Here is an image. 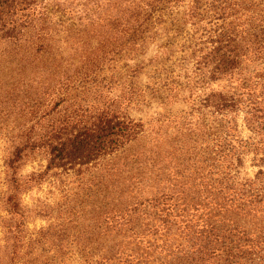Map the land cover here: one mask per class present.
Segmentation results:
<instances>
[{
	"label": "trees",
	"instance_id": "1",
	"mask_svg": "<svg viewBox=\"0 0 264 264\" xmlns=\"http://www.w3.org/2000/svg\"><path fill=\"white\" fill-rule=\"evenodd\" d=\"M68 2L0 0V68L18 85L4 94L10 108L0 102L13 263L32 264L37 242L25 192L51 172L103 161L120 170L115 160H125L130 202L106 222L137 250L116 245L96 257L84 247L86 264H264V0ZM184 90L187 150L179 140L161 153L157 133L127 111ZM147 138L156 146L131 152ZM249 153L260 170L241 178ZM37 154L45 169L23 175Z\"/></svg>",
	"mask_w": 264,
	"mask_h": 264
},
{
	"label": "rangeland",
	"instance_id": "2",
	"mask_svg": "<svg viewBox=\"0 0 264 264\" xmlns=\"http://www.w3.org/2000/svg\"><path fill=\"white\" fill-rule=\"evenodd\" d=\"M91 1L93 0H89L88 3ZM81 2L84 3L85 0H69L66 9L69 7L68 9L71 10L78 5L81 6ZM89 5L92 6V2ZM63 7L65 8V5ZM69 10L65 13L67 14ZM78 10L80 7L74 13ZM70 49L68 48V52L71 53ZM154 54L155 51L149 52L147 58L153 57ZM178 54L175 57L179 58ZM185 69L181 71L178 67L176 69L177 73L181 72V82H185L183 77ZM15 76L17 74L0 68V102L4 100L5 107L8 108L13 105V101L10 98L6 100L4 94L16 84ZM148 82V76L142 73L140 83L147 85ZM147 101L149 102L147 105L130 107L129 112L127 111L128 116L142 121L148 129L147 133H157L151 138L156 140L154 143L158 142L161 153L171 152V147L179 140L187 150V111L191 107L187 102V90L182 91L174 101L165 104L150 100L149 95ZM0 118L3 119L2 116ZM10 119L15 117L12 116ZM238 122L244 139L251 138L252 133L247 128L244 117L240 116ZM0 133L6 131L0 130ZM148 142V138L143 139L131 152L142 150L148 145L156 146ZM8 149L9 144L0 137V264H14L11 233L14 220L4 201L6 193L4 161ZM107 163L108 161H103L100 166L85 167L80 172L78 169L51 172L52 177L23 194V206L28 213V236L37 241L32 245L34 250L32 264H86V259L81 254L84 247L101 251H96L99 252L96 257H100L101 253H106L116 245H120L122 250H137L136 243L125 240L124 236L114 239L115 234L109 231L111 225L106 221L113 213V208L130 202L131 196L127 193L129 176L122 167L125 165V160L124 162L115 160V163L120 165V170L111 171L112 168ZM46 165L45 156L37 154L29 158L22 167V173L28 175L32 172H41ZM259 170L254 153L247 154L241 169V178H254ZM25 260L26 258L20 259L17 264H23Z\"/></svg>",
	"mask_w": 264,
	"mask_h": 264
}]
</instances>
